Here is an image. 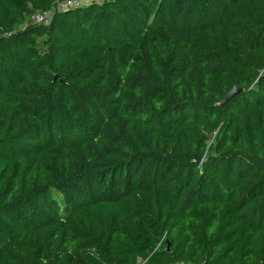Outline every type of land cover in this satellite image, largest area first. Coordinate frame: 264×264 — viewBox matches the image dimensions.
Segmentation results:
<instances>
[{
  "label": "trees",
  "instance_id": "16d2710c",
  "mask_svg": "<svg viewBox=\"0 0 264 264\" xmlns=\"http://www.w3.org/2000/svg\"><path fill=\"white\" fill-rule=\"evenodd\" d=\"M59 1L0 0V264H264V0Z\"/></svg>",
  "mask_w": 264,
  "mask_h": 264
},
{
  "label": "built area",
  "instance_id": "2783aa9c",
  "mask_svg": "<svg viewBox=\"0 0 264 264\" xmlns=\"http://www.w3.org/2000/svg\"><path fill=\"white\" fill-rule=\"evenodd\" d=\"M95 0H61L59 1L55 8L43 13H36L32 16L31 20L35 24H47L51 19L53 12L55 9H70V8H77L84 4L93 2Z\"/></svg>",
  "mask_w": 264,
  "mask_h": 264
},
{
  "label": "water",
  "instance_id": "95a60500",
  "mask_svg": "<svg viewBox=\"0 0 264 264\" xmlns=\"http://www.w3.org/2000/svg\"><path fill=\"white\" fill-rule=\"evenodd\" d=\"M240 89L234 88L232 91L228 93V95L221 101L220 105L224 106L228 104L238 93H240ZM168 251H170V248H168Z\"/></svg>",
  "mask_w": 264,
  "mask_h": 264
},
{
  "label": "rangeland",
  "instance_id": "374dc122",
  "mask_svg": "<svg viewBox=\"0 0 264 264\" xmlns=\"http://www.w3.org/2000/svg\"><path fill=\"white\" fill-rule=\"evenodd\" d=\"M102 0H95V2H101Z\"/></svg>",
  "mask_w": 264,
  "mask_h": 264
}]
</instances>
